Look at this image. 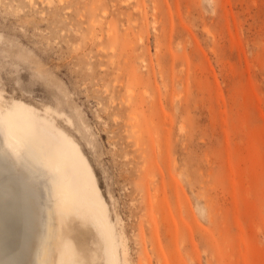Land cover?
<instances>
[{"label": "rangeland", "instance_id": "obj_1", "mask_svg": "<svg viewBox=\"0 0 264 264\" xmlns=\"http://www.w3.org/2000/svg\"><path fill=\"white\" fill-rule=\"evenodd\" d=\"M0 123L101 202L108 256L57 216L46 264H264V0H0Z\"/></svg>", "mask_w": 264, "mask_h": 264}, {"label": "bare ground", "instance_id": "obj_2", "mask_svg": "<svg viewBox=\"0 0 264 264\" xmlns=\"http://www.w3.org/2000/svg\"><path fill=\"white\" fill-rule=\"evenodd\" d=\"M2 123L5 124L4 121ZM2 123H0V264H18V249H15V246L18 245V239L22 236H27L28 241L32 239L31 228L35 224H37L35 226L37 230L34 232V240L31 242L32 261H29L32 262L31 264H46L52 247L51 242L55 236L57 216L62 217V220L78 219L82 228L80 234L94 231L108 256L111 251L112 239L109 237V227L98 217V212L101 211V202L96 196L98 195L96 189L93 187L91 199H88L85 196L86 189L83 185L82 188H78L79 198L75 200L70 193L57 188L51 180L45 178L46 174L40 172L41 168L46 169L48 174H53L57 170L58 166L53 158L41 155V162H37L33 156H29L28 152H24L26 145L22 144L21 139L15 137L10 130H5ZM2 146L9 150L21 166L32 174V177L41 176V191L40 188L36 189L33 186L31 188L25 183L24 175L11 161L8 154H5ZM32 146L35 149L36 145ZM71 147L72 150H75L73 145ZM41 194L44 196L43 205L40 202ZM20 243L19 246L22 248ZM24 246L26 247V245ZM95 259L92 256L90 263ZM26 261H28L27 258ZM56 263L88 264L77 253L76 248L68 247V245L65 252L57 256Z\"/></svg>", "mask_w": 264, "mask_h": 264}]
</instances>
